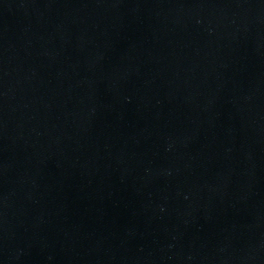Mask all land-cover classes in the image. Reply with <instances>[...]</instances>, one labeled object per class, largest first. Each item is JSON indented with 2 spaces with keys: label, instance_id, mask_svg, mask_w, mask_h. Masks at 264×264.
I'll return each mask as SVG.
<instances>
[{
  "label": "water",
  "instance_id": "95a60500",
  "mask_svg": "<svg viewBox=\"0 0 264 264\" xmlns=\"http://www.w3.org/2000/svg\"><path fill=\"white\" fill-rule=\"evenodd\" d=\"M0 264H264V0H0Z\"/></svg>",
  "mask_w": 264,
  "mask_h": 264
}]
</instances>
